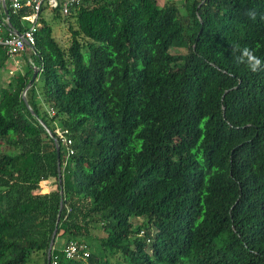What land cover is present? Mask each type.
<instances>
[{"label":"trees","instance_id":"trees-1","mask_svg":"<svg viewBox=\"0 0 264 264\" xmlns=\"http://www.w3.org/2000/svg\"><path fill=\"white\" fill-rule=\"evenodd\" d=\"M250 8L264 0H81L53 10L67 43L41 11L0 86V264H264V71L233 59L264 61ZM14 57L0 45V72ZM61 236L85 247L67 257Z\"/></svg>","mask_w":264,"mask_h":264},{"label":"built area","instance_id":"built-area-1","mask_svg":"<svg viewBox=\"0 0 264 264\" xmlns=\"http://www.w3.org/2000/svg\"><path fill=\"white\" fill-rule=\"evenodd\" d=\"M81 0H2L0 2L7 4L12 8L14 13H18L21 10H25L23 19L30 22V27L26 29L21 35L17 32H13L7 27L9 24V16L0 19V45L7 47L8 54L14 57L17 54L23 52L27 47L32 46L36 42L35 32L40 26V13L43 9L55 10L60 8L64 14H68L73 6L78 4ZM5 9V7H4ZM68 143L72 141L67 140ZM74 150L70 149V154H73ZM85 246H79L77 241H71L64 249L67 257H74ZM88 256V252H85ZM57 264V260L54 261Z\"/></svg>","mask_w":264,"mask_h":264},{"label":"rangeland","instance_id":"rangeland-1","mask_svg":"<svg viewBox=\"0 0 264 264\" xmlns=\"http://www.w3.org/2000/svg\"><path fill=\"white\" fill-rule=\"evenodd\" d=\"M167 2H175L178 5H182L184 3V0H159L160 5H164ZM3 11H4V6L3 4H1L0 14H3ZM43 15L45 19L47 20V22L52 25L54 29V34L60 39L63 37L61 40L67 43L69 39V34L66 32V28H65L66 22L64 21V19L62 17H55L53 10H49L48 8L44 9ZM26 23H29V22H26ZM24 66H25V59L22 53L12 58L8 67L5 70L0 72V86L7 85L8 80L13 75V73H15L18 70H24ZM11 69L14 72H11ZM43 191L44 192L48 191V189L47 190L44 189ZM134 221L137 222V220H134ZM65 240H66L65 237H62V236L58 237L55 247L58 249L64 248ZM90 246L93 252H102V254H106V252H103L102 250H100L99 244L97 242H91ZM107 255L110 259L112 258L111 260L113 261V264H119V262L113 257V255L110 253L109 250L107 252ZM41 256L42 255L40 254L35 255L32 259L28 261L27 264H44L42 258H40Z\"/></svg>","mask_w":264,"mask_h":264},{"label":"clouds","instance_id":"clouds-1","mask_svg":"<svg viewBox=\"0 0 264 264\" xmlns=\"http://www.w3.org/2000/svg\"><path fill=\"white\" fill-rule=\"evenodd\" d=\"M244 15L252 21H255L259 15L260 20L264 21V13H258L255 9H247ZM233 59L237 65H245L253 73L264 71V61L247 47L241 49L238 46H234Z\"/></svg>","mask_w":264,"mask_h":264},{"label":"water","instance_id":"water-1","mask_svg":"<svg viewBox=\"0 0 264 264\" xmlns=\"http://www.w3.org/2000/svg\"><path fill=\"white\" fill-rule=\"evenodd\" d=\"M2 3H3V6L5 7L6 13H8L7 6L5 5L4 2H2ZM18 34L21 35V33H19V32H18ZM37 75H38V69H35L34 74H33L32 78H31L27 88H29L30 86H32L34 84ZM58 157L60 158V148L59 147H58ZM58 166H59V170H60V163H59ZM56 235H57V227H56V229H55V231L53 233L52 239H51L50 249H49V253H48L49 259H50L51 254H52V249H53V246H54Z\"/></svg>","mask_w":264,"mask_h":264}]
</instances>
